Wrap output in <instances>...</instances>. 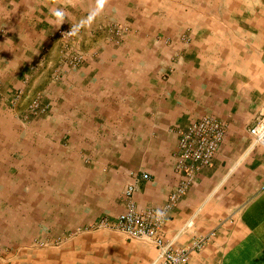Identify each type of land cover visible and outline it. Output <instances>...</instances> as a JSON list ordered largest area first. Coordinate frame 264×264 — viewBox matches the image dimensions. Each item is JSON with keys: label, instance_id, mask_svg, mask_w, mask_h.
Listing matches in <instances>:
<instances>
[{"label": "crops", "instance_id": "crops-1", "mask_svg": "<svg viewBox=\"0 0 264 264\" xmlns=\"http://www.w3.org/2000/svg\"><path fill=\"white\" fill-rule=\"evenodd\" d=\"M114 23L137 33L102 45ZM69 25L94 59L60 65ZM262 54L264 0H0V264H150L152 243L94 227L132 174L175 248L209 237L188 264H264ZM204 115L224 140L168 207L177 131Z\"/></svg>", "mask_w": 264, "mask_h": 264}, {"label": "built area", "instance_id": "built-area-1", "mask_svg": "<svg viewBox=\"0 0 264 264\" xmlns=\"http://www.w3.org/2000/svg\"><path fill=\"white\" fill-rule=\"evenodd\" d=\"M113 35L121 36L127 27L116 26L110 30ZM76 28L71 26L62 31V36H76ZM80 58L72 56L70 64L78 65ZM54 78L59 77L56 70ZM30 110L44 113L47 107L41 105V100L34 101ZM226 124L211 115H204L184 129L177 131V151L174 157V172L180 176L176 190L170 194L168 207L173 206L185 190L192 186L199 172L212 165L218 148L226 134ZM251 145L264 147V115L248 130ZM147 179L146 174L142 175ZM139 177L132 174L123 192L125 208L114 218L102 217L96 224V229H110L122 232L133 239H141L152 243L157 251L156 257L150 264H188L189 255L201 250L209 237H197L190 245L175 248L173 240H166L161 231L163 213L152 209L139 210L133 200L137 191Z\"/></svg>", "mask_w": 264, "mask_h": 264}, {"label": "rangeland", "instance_id": "rangeland-1", "mask_svg": "<svg viewBox=\"0 0 264 264\" xmlns=\"http://www.w3.org/2000/svg\"><path fill=\"white\" fill-rule=\"evenodd\" d=\"M75 27L76 32H78V28L74 25H69L65 26L60 29L58 32L57 36V42L59 44V50H60V55H61V62L60 65H72L70 64V60L72 56L76 55L77 57L80 58V63L82 64L84 61H86L88 58L94 59V41L88 40L87 43L85 44L83 38L81 39L82 36H62V31L64 29H67L69 27ZM116 26H124L127 27V31H125L121 36H115L112 34L110 31L112 28ZM137 33V29H131L128 25H123L122 23H114L110 25L109 30H108V36H104L102 40V45H114L115 46H120L121 43L123 42V38L125 37L124 35L127 34L128 32ZM105 47V46H104ZM93 49V50H92ZM89 51V52H88ZM79 63V64H80ZM58 70L57 68L55 71ZM57 73L53 72V75H56ZM61 74L59 73V76ZM39 99L42 101V95L40 94L36 100ZM42 105V104H41ZM35 113L30 110L28 111V115Z\"/></svg>", "mask_w": 264, "mask_h": 264}, {"label": "clouds", "instance_id": "clouds-1", "mask_svg": "<svg viewBox=\"0 0 264 264\" xmlns=\"http://www.w3.org/2000/svg\"><path fill=\"white\" fill-rule=\"evenodd\" d=\"M56 15L59 17V16H61V15H62V13H60V12H57V13H56Z\"/></svg>", "mask_w": 264, "mask_h": 264}, {"label": "water", "instance_id": "water-1", "mask_svg": "<svg viewBox=\"0 0 264 264\" xmlns=\"http://www.w3.org/2000/svg\"><path fill=\"white\" fill-rule=\"evenodd\" d=\"M261 59H262V62H264V54H262Z\"/></svg>", "mask_w": 264, "mask_h": 264}]
</instances>
